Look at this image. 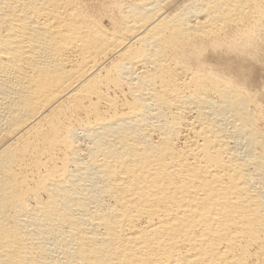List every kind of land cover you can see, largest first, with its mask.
Segmentation results:
<instances>
[{"label": "bare ground", "instance_id": "bare-ground-1", "mask_svg": "<svg viewBox=\"0 0 264 264\" xmlns=\"http://www.w3.org/2000/svg\"><path fill=\"white\" fill-rule=\"evenodd\" d=\"M94 1L0 0V264H264V0Z\"/></svg>", "mask_w": 264, "mask_h": 264}, {"label": "rangeland", "instance_id": "rangeland-1", "mask_svg": "<svg viewBox=\"0 0 264 264\" xmlns=\"http://www.w3.org/2000/svg\"><path fill=\"white\" fill-rule=\"evenodd\" d=\"M100 1H106V2H109V1H111V0H100ZM99 0L97 1H94V3H99L100 2ZM113 1H115V0H113ZM113 1H111V2H113ZM116 1H118V0H116ZM115 1V2H116ZM120 1H122V2H137L138 0H119L118 2H120ZM109 23V24H108ZM104 24L106 25L107 24V26H110V22L108 21V19L107 18H105L104 19ZM264 105V104H263ZM82 142H84V141H82Z\"/></svg>", "mask_w": 264, "mask_h": 264}]
</instances>
